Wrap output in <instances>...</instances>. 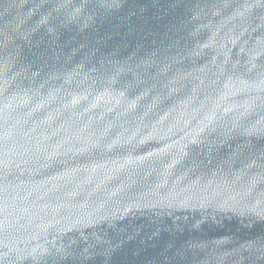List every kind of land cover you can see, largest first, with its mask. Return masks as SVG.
<instances>
[{
    "label": "water",
    "instance_id": "95a60500",
    "mask_svg": "<svg viewBox=\"0 0 264 264\" xmlns=\"http://www.w3.org/2000/svg\"><path fill=\"white\" fill-rule=\"evenodd\" d=\"M0 264H264V0H0Z\"/></svg>",
    "mask_w": 264,
    "mask_h": 264
}]
</instances>
